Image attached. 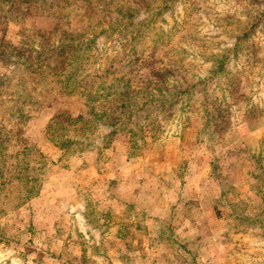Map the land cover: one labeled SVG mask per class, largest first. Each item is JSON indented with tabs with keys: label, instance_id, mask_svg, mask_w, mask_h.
<instances>
[{
	"label": "rangeland",
	"instance_id": "obj_1",
	"mask_svg": "<svg viewBox=\"0 0 264 264\" xmlns=\"http://www.w3.org/2000/svg\"><path fill=\"white\" fill-rule=\"evenodd\" d=\"M0 42V264H264V0H0Z\"/></svg>",
	"mask_w": 264,
	"mask_h": 264
},
{
	"label": "trees",
	"instance_id": "obj_2",
	"mask_svg": "<svg viewBox=\"0 0 264 264\" xmlns=\"http://www.w3.org/2000/svg\"><path fill=\"white\" fill-rule=\"evenodd\" d=\"M0 46H1V42H0ZM20 47L19 46H17V45H11V52H10V54H9V57L11 56V57H14V58H17V56H18V58H22L23 59V61H22V64L23 65H27V63H26V60H27V56H24L23 55V53H20ZM26 58V59H25ZM4 81V79L2 78V79H0V83H2ZM4 83V82H3ZM57 117V116H56ZM54 119H56V118H54ZM53 120V119H52Z\"/></svg>",
	"mask_w": 264,
	"mask_h": 264
}]
</instances>
